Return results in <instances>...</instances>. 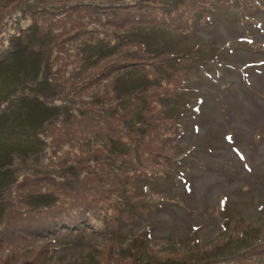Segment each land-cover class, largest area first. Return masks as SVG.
<instances>
[{
    "label": "rangeland",
    "instance_id": "rangeland-1",
    "mask_svg": "<svg viewBox=\"0 0 264 264\" xmlns=\"http://www.w3.org/2000/svg\"><path fill=\"white\" fill-rule=\"evenodd\" d=\"M164 1L167 3L173 0H161V2ZM239 1L185 0L184 3L179 4L180 8L169 9L168 6H158L160 0H149V10L144 5L142 8H137V12L132 13V15L142 14L143 18H139L135 22L132 20L134 23L127 20L122 24L124 26L122 31L126 27L127 32L134 31L135 28L143 27V25L152 28L153 32L146 33L149 37L132 42L130 48L138 47L140 42L143 41V45H147L156 53L169 50H172L173 54L181 53L187 63H193V68L198 69L197 65L194 64L198 63L199 60L202 61L199 64L205 66L202 71L198 69V74L190 72L188 75L189 84L183 85L184 88H188L190 94L199 95L201 98L200 104L196 105L195 95L193 96V104L195 105L191 106L190 109L197 110L195 112L196 117L182 122V124H185V133L182 134L181 139L173 138L171 134L167 133L169 128L165 127L167 125L162 120L151 121V115L155 112L158 113V109L153 110L152 107L161 106L155 101V97L167 94L166 86L154 83L155 85L150 87L155 90V93L151 92L144 95L149 107L153 110L148 116V122L151 123L148 130L152 133V127H155L156 132L160 129L162 133L159 146L160 152L175 154L179 151V148H181V151H185L186 148L194 145L195 147L189 148L192 152L189 154L188 159L201 163L202 168L179 166L178 163L184 160L179 155L177 161L174 162L175 175L178 177L179 170H181L183 179L178 178L172 184H166L162 181L154 183L153 177L144 176L142 173L138 174L142 171L143 173L149 171L150 165L155 168L163 163V158L159 156H154L155 159L158 158L159 160L146 163L144 153L151 156L149 151L154 150L155 155H157L156 149H149L148 146V144H154L152 134L147 135L146 149L143 148L142 130L146 126L143 124H137L136 126L129 123L124 124V118H128L126 114L107 116L104 113H97L91 117H84L85 125L89 126L88 128L93 129L94 126H97L96 134L100 135L95 138L96 140L100 142L101 137H104L107 141L108 135L113 138L118 137L120 141L117 140V142L121 143L122 146L115 143L117 150H126L127 146L134 145V148H130L129 154L124 158L133 159L134 157L136 159L133 163L125 166L123 172L129 174L137 168L132 174L135 177L132 181L135 183H129L130 178L124 179L120 175H115L117 170L113 166L102 164L97 159H92L88 154H83L79 158L76 157L77 160L68 161L67 165H69L72 175L64 176L62 179L57 178L56 183L59 187L49 184L50 182L44 179V175L34 174V172L39 173L35 170V166L41 167L43 173H45L49 170L48 163L53 161L52 157L48 161L47 150L45 152L44 149L38 153L40 141L42 139L49 148H55L54 135L58 137L57 134L61 129L70 131L72 134L76 130L77 124L75 125L76 121H71L72 126L66 123L70 127L58 124L57 120L64 121L63 116L67 115L63 114L50 118L55 121L46 129L43 122L39 125V122L46 118L41 112H52V108L48 106L47 101L43 100L41 94L35 96L27 89L30 86V81L44 78L41 73L32 77L36 71V57L40 56V53L37 52L36 55L31 53L33 56V59H31L30 54L25 55L21 51V55L12 54L6 61L0 62V166L2 164L5 167L12 165L10 167L16 169L10 180H13L14 183L21 182L20 184L27 185L34 181V177L38 176L40 180L35 182L38 184L35 185L36 187L41 186L39 184L43 180L50 192H53L54 195L59 192L61 197H64L59 200L56 206L52 205V208L48 209L49 207H47L43 210L45 213L46 210L48 214L51 213V215L45 214L46 217H51L54 213L66 216L73 208L72 206L76 205L81 194V197L87 198L90 206L83 208L77 204V208L83 210L87 208L86 210H88L82 212L79 216H81L84 223L88 221L95 229H102L103 225L92 217L102 214V219L112 221L113 200H116L115 194L119 192V185L121 186L125 181L127 191L124 195L134 211L129 210L131 214L117 215L118 222L122 225L121 236L125 231H130L129 234L132 235L135 229L149 224V230L146 234L148 240L158 243L167 237H185L194 242L199 251L207 249V247L198 246L204 243L205 240L210 239L217 242L219 240L224 241L228 237H234L237 234V229L226 231L218 227L219 212L230 218L235 213L244 214L249 218L258 215L264 206V48L259 46V43L264 42V11L257 13L254 18L252 16L246 17L247 14L252 12V9L248 1L242 0L245 2L244 8H242ZM260 2L264 5V0H260ZM22 3L24 8L27 9L24 11L29 15L22 29L27 28L28 30L31 26L33 36L34 33L37 36L31 39L32 43L30 40L27 42L28 49L41 50V53L44 50L48 57L54 54L57 55L61 49H64L61 50V53L70 54L64 48V43H60V40L65 39L64 35L69 34L67 30L70 27L68 25L70 21L67 15L64 20L57 19L59 22L57 23L52 22V18L50 20L47 13L52 12L57 7V3L63 5L62 0H23ZM212 4H215V6H212ZM45 6H48L52 11ZM21 8L24 9L23 6ZM91 9H94L92 5H79L71 6L69 11L74 12L73 14L86 16ZM195 9L200 10L198 23L207 21L205 25L199 26L196 34L189 30L179 32L175 23L169 26L171 19L180 22L187 15L195 20L192 15ZM69 11L65 10L64 13L68 14ZM18 12V7L13 3L5 5L3 2L0 4V60L3 59L1 57L4 53L7 54L13 49L15 43L12 36L13 30L16 31L20 25L14 23L12 19L17 17ZM151 13L156 16L152 17ZM208 15H212L210 21L204 19V16L207 17ZM3 20H6V22ZM84 20H88L98 27L102 25V19L93 18V16H86ZM75 22H80V20ZM138 22L143 23V25L138 24ZM108 23L117 26V30H112V36H122L119 33L121 31L119 26L121 25L118 22L111 23L108 21ZM256 23H259V28L256 27ZM153 24L164 27L169 26L171 28L170 32H179L185 35H174L153 30L155 28ZM78 26L82 28L84 23ZM22 29L21 31H23ZM84 32H77L75 34V36L77 35L76 38L82 39L81 34H84ZM105 35H107L106 32ZM151 37L153 38L151 42L147 41ZM240 37H247L249 41L239 40ZM54 41H56L55 45L50 47L51 42ZM61 53L59 62L50 58L45 59L57 71L52 73L51 70L48 75L54 82L55 87L59 86L58 83L62 81L61 78H69V81L66 88H57L53 93L44 96L45 99L51 100L52 97H58L64 98L67 102L74 101L80 105L86 104L89 106L93 104L100 106L101 104H98L100 102L104 103L105 106L110 105L111 108H115L117 102L111 97H104V94H109L112 91L108 84L105 87L107 89L104 91L102 87L96 91L98 101H93L90 95L95 91L91 90L93 86L101 85L102 81L109 80L110 76L116 72L113 73L114 70H111L110 73L112 74H104L98 77L99 79L89 82L88 79L91 75L89 68L93 66V61L87 65L81 64L82 67L90 65L88 70L86 68L84 70L76 63L78 59L75 60L73 57L64 56ZM158 56H163V54ZM166 57L168 62L173 64L171 61L173 57ZM163 61L167 63L165 60ZM182 62L183 60H180L176 63ZM185 65L178 69L180 74L185 72L186 75L189 70L193 69L192 66L187 67ZM65 69H67L66 72ZM82 70L84 71L81 72ZM146 70L149 69L146 68L144 71ZM155 75L151 70L148 72V77L152 79ZM49 77L45 74V78ZM170 78L171 76L166 79L169 80ZM84 82L89 84L83 85ZM194 88H196L195 92L192 91ZM19 92L25 95L20 97ZM48 92L51 91L48 90ZM27 95L31 96L26 97ZM184 96L186 94L182 95V97ZM139 100V98H135L133 105H136ZM128 109L129 106L126 105V111ZM68 110L69 115H74L73 117L84 116L78 110L76 113H73L72 109ZM89 137H91V134H88L86 139ZM179 141H181V146L178 147ZM58 142L62 143L60 139H58ZM232 145L236 147L238 153L235 152ZM78 148L87 149L85 146H79ZM93 149H102V147L97 145ZM35 151L33 159L29 160L27 165L26 159ZM134 151L136 154H134ZM196 151L197 155L191 156ZM5 159H9V161H4ZM100 160L103 161L102 155ZM3 166L0 167L2 179L4 176ZM19 167L21 169H18ZM141 168L142 170H140ZM53 172L61 175L59 171L53 170ZM45 178L52 180L48 176ZM11 188L14 191L7 190L6 195L9 198L16 197V199H11L10 202H2L7 205L6 210L8 213L5 218L3 214L0 220V231L2 232H4L2 229H6L11 225L14 229L17 226H14L15 223L20 219L32 220L28 218L34 214V212L30 213L33 207L30 204L33 190H23L21 187H15V185ZM74 190H77V192ZM73 192L76 197L68 198L67 196ZM220 192L224 193L221 194L222 199H224L223 208L217 205ZM29 197L31 200H28ZM22 201H24L23 206L20 207ZM145 201L150 207L137 210ZM81 203L84 206L88 204L84 201ZM14 211H20L21 213ZM90 212L91 218L89 216ZM134 212L139 215L133 216L132 213ZM44 216L40 217L39 211L36 212L37 218L44 219ZM132 216L133 224L130 229L128 223ZM112 226L111 224L109 230ZM51 235L57 236L55 239L60 241V248L55 250V262L59 260L58 255L60 254L62 255L60 264H96L97 257L99 264H106L105 260L110 262L108 264H118L116 263V257L110 258L114 254L113 252L106 251L107 255H101L103 250H100L97 256V253L89 249L90 243L97 236L90 228L85 230L63 228L58 229L56 233H51ZM132 242L134 243V240ZM20 243L25 244L26 242L21 239ZM0 251L4 252L1 248ZM158 253L164 252L159 251ZM91 254L94 255L95 260H90ZM250 257L256 263L264 264V259L260 258L259 255L252 254ZM87 259L88 262H85ZM44 260L45 257H42V262ZM14 263L36 264L33 256L19 258ZM56 263L59 264V261ZM48 264H50V261Z\"/></svg>",
    "mask_w": 264,
    "mask_h": 264
},
{
    "label": "trees",
    "instance_id": "trees-1",
    "mask_svg": "<svg viewBox=\"0 0 264 264\" xmlns=\"http://www.w3.org/2000/svg\"><path fill=\"white\" fill-rule=\"evenodd\" d=\"M0 0V4H1ZM11 3L16 2L17 0H4ZM149 0H62L63 5H59L57 3V7L52 11L45 6L48 10L52 12H47L50 16V20L52 18V22H57V19L64 20L66 19V15L70 21L68 24L70 27L67 30V33H72L74 37L66 38L60 40V43H64V48H66L67 52L70 54L61 53V49L57 55H51L48 57L44 51L41 50H31L28 49L27 42L33 37H37L34 33L33 29L30 26L23 29V31L14 33V46L11 52L7 53L6 57L2 61H6L12 54L25 53V55L30 54V58L33 59L31 55L40 53V56L36 57V71L32 77H35L38 73H41L44 78L40 80H32L31 90L33 94L40 95L43 97V100L48 102V106L52 108L51 111H43L41 112L46 116V118L39 122H43L45 129L51 125L55 120L50 119L56 116H61L63 114H67L63 116L64 121H58V124H61L64 127L72 126L71 121H76V130L72 132L64 131L61 129L58 132V137L54 135V140L56 147L49 148L45 141H40L39 152L45 149L48 152V161L52 157L53 161L48 163L49 170L43 173V169L41 167L35 166L34 174L44 175L45 177H51V181L44 177L49 184H53L59 187L57 182L58 179H62L64 176L72 175L70 171L69 165H67L68 161L71 162L73 160H77V158L81 157L83 154H88L92 159H97L100 163L113 166L117 171H115V175H120L124 179L130 178L129 183H135L132 181L135 177L132 175L134 171L129 174H124L125 166L133 163L136 158L133 159H125L124 157L129 154V149L134 148L133 146H127L126 150H117L115 148V143L122 146L120 141L117 138H113L111 136H107V141H105L104 137L100 142L95 138L100 134L97 133V126H94L93 129L88 128L89 126L85 125L84 117H91L97 113H104L105 115H119L126 114L128 118H124V124H130L132 126H136L137 124H143L146 126L143 130V148L146 149V139L148 134H152L153 145L148 144L149 149H156V154L154 150H150L151 156L144 153V158L146 159V163L149 161L159 160L158 158H154V156H159L163 158V163L156 166L149 167V171L143 173L140 172L138 174L153 177L154 183L164 182L171 183L178 178L181 180L183 176H181L182 171L179 170L178 177L175 175V165L174 162L177 161L179 155L182 156V161L178 163L179 166H187V167H197L202 168L201 163L197 161H193L188 159L189 154L192 152L189 148L195 147L194 145L186 148L185 151H179L177 153L160 152V142L162 139V133L160 129L156 132L155 127H152V133L149 132L148 126L151 125L148 122L149 114L154 110L158 109V113H153L151 115V121L155 122L157 120H162L168 127L167 133L171 134L173 138L181 139L182 134L185 133V124H182L184 120L195 118V110H191V106L193 104V96L195 94H190L188 88H184V84H188L189 82V73L191 71L204 70L205 66L200 65L199 63L202 61L196 62L194 65H197V68H193V63H187L186 59H184L181 53H172V50L162 53H156L152 49H150L147 45H143L142 42L138 45V47L130 48L132 42L138 41L139 39L149 37L148 32L152 31V28L148 26L137 27L134 31H128L125 27V30L122 31L124 26L122 22L127 17H139L143 18L142 14H133V12H137L136 9L146 7L147 10L150 9ZM185 0H173L172 2H160L158 6L170 8H180L179 4L184 3ZM250 8L252 9L251 13L258 12L264 10V5L260 2V0H246ZM22 2V0H20ZM33 2V1H31ZM84 4H83V3ZM244 8L245 2L239 1ZM29 3V2H28ZM187 3V2H185ZM15 4H19L16 2ZM36 4H39L36 2ZM28 5V4H27ZM40 5V4H39ZM79 5H92L94 9H91L90 12L86 16L93 18L102 19V25L95 26L88 20H84L86 16L73 14L69 11L71 6H79ZM215 6V4H212ZM65 10L69 11L68 14H65ZM199 11L195 9L192 12L195 20H192L191 17L184 16V18L180 22H175L171 19L169 26H172V23L178 27L179 32H184L186 30L191 31L193 34H196L200 25H205L207 21L198 23L199 21ZM60 12V13H59ZM123 12V13H122ZM150 12V11H149ZM152 17H155L153 13H151ZM55 15V16H54ZM29 17L28 13H24L23 20ZM55 17V18H54ZM159 17V16H157ZM212 15L204 16L205 20H211ZM160 18V17H159ZM152 19V18H151ZM164 19V18H162ZM22 20V21H23ZM76 20H80V22H75ZM107 21V22H105ZM118 22L121 26L119 28L121 31L119 33L122 36L115 37L112 36V30H117V26L108 23ZM32 22V20H31ZM84 23V27H80L78 25ZM140 24V23H138ZM142 25V24H141ZM152 26V25H151ZM155 28L153 30H158L160 32H166L168 34L179 35L183 33L179 32H170L171 28L169 26L164 27L160 25L153 24ZM174 26V25H173ZM181 27V28H180ZM40 29V27H39ZM92 30V32H90ZM85 31L84 34H81L82 39H77L75 34L77 32ZM105 32L107 35H105ZM61 33V32H58ZM18 34V35H16ZM185 35V34H183ZM153 38H148L147 41L151 42ZM52 41V39H51ZM26 43L25 45H23ZM32 43V41H31ZM56 41L51 42L50 47L54 46ZM23 46V48H22ZM198 47V45H197ZM141 50V51H139ZM38 52V53H37ZM60 53L64 56L73 57V59H78V66L87 65L93 61V66L91 68H86L89 73H91L88 81L91 82L93 80L99 79L98 77L110 73L111 70L116 72L114 75H111L109 80L102 81L103 83L99 86H93L91 90H95L90 97L93 101H98V95L96 91L103 88V91L108 87L112 89L109 94H104V97H111L113 100L117 102L115 108H111L110 105H106L104 103L98 102L101 104L97 106L79 104L74 101H65L64 98L52 97L51 100H46L44 96H47L49 93H53L57 90V88H66L67 82L69 78H61L62 81L59 82V86L55 87L54 82L48 75L50 72V64L46 58H50L59 62ZM73 53V54H72ZM156 56H154V55ZM163 54V56H158ZM166 56H172L171 60L173 64L168 62V58ZM157 58V59H156ZM167 63H164V61ZM180 60H183L182 63H176ZM1 62V60H0ZM33 62V61H32ZM98 62V63H97ZM103 62V64H101ZM34 64V63H33ZM101 64V65H100ZM186 64V65H185ZM183 65L190 67L193 69L189 70L185 75V72L180 74L178 69L184 67ZM34 66V65H33ZM113 68V69H112ZM149 69L144 71L145 69ZM84 69V70H86ZM40 70V72H38ZM82 70L81 72H83ZM154 72L156 75L152 79L148 77L149 71ZM45 74L49 78H45ZM112 74V73H110ZM89 75V74H88ZM87 75V76H88ZM171 76L169 80L166 78ZM154 83H160V86L165 85V89H167V94L162 96H156L155 101L161 106H154L152 109L149 107L145 94L155 93V90L152 89V85ZM89 83L84 82L83 85ZM83 87V86H82ZM191 89V88H190ZM50 90L51 92H48ZM45 94V95H43ZM183 94L186 96L182 97ZM28 97V96H26ZM25 97V98H26ZM30 97V96H29ZM32 98V97H31ZM139 98V102L136 105H133L134 99ZM197 98V99H196ZM121 99V100H120ZM123 99V100H122ZM132 99V100H131ZM196 105L200 101V96L195 95ZM132 102V103H131ZM59 103V104H56ZM126 105L129 106V109L126 111ZM72 109L73 113H76L77 110L80 114L83 113V117H73L74 115H69V110ZM102 110V111H101ZM49 112V113H48ZM50 115V116H49ZM66 123L70 124L67 126ZM140 127L138 128V130ZM45 132V131H44ZM91 134V137L86 139L87 135ZM100 137V136H99ZM61 140L62 143L58 142V139ZM93 138V139H92ZM173 140V139H171ZM181 141L178 142V147ZM101 146L102 149H93L94 146ZM79 146H85L87 149H80ZM187 151V152H186ZM36 152V151H35ZM35 152L31 153L29 157L26 159L27 165L29 160L33 159V155ZM134 154L136 152L134 151ZM103 156V161L100 160V156ZM197 151L193 152L191 156H196ZM114 156V157H112ZM77 157V158H76ZM4 161H9V159H5ZM158 162V161H157ZM3 166V164L1 165ZM0 166V167H1ZM12 166V165H10ZM10 166L4 167L3 169V179L1 178L0 171V220L2 219V215L4 214V218L8 216L7 213V205L2 203L5 201H11V199L15 200L16 197L9 198L6 193L7 190H12L14 185L15 187H21L23 190H33L32 193V201L31 205H33L30 213L34 214L28 218L32 220H26L25 218L18 220L12 228V225L4 230V232L0 231V248L4 250L0 251V264H15L19 258L33 256V259L36 264H57L56 262L59 260L51 261V255L53 253V244L52 242L56 241V237L51 235V231L57 228L62 222H66L71 218H81L79 214H81L90 206V202L85 197H81L77 199L76 205H81L83 209H79L76 205L72 206L71 212L66 216H61L59 213H54L51 217L44 216L45 214L51 215V213L43 212V210L47 207L48 209L56 206L59 203V200H62L61 195H54L53 192H50L47 188V184L45 181H41L39 187H36L35 183L40 178L34 177V181L30 184H20L14 183L11 177L14 176L16 169L11 168ZM18 169H21L19 167ZM53 170L59 171L61 175H57ZM142 170V168L140 169ZM151 170V171H150ZM43 173V174H42ZM25 185V186H23ZM38 185V184H37ZM85 185V184H83ZM142 186V185H141ZM119 192L115 194L116 200H113L114 210L117 214H131L129 211L124 210V208L128 205L125 202V206H123V202L126 197L124 195L125 191V181L120 186ZM140 187V186H139ZM144 187V186H143ZM136 188V187H135ZM138 188V187H137ZM61 191V190H60ZM77 192V190H74ZM68 197V196H67ZM76 194L73 192L69 198H75ZM28 200H31L29 197ZM20 201V198H19ZM88 202L86 206H84L81 202ZM23 202H20V207L23 206ZM112 206V208H113ZM111 208V209H112ZM130 208L132 209L131 205ZM133 210V209H132ZM39 211L40 217L37 218L36 212ZM81 211V212H74ZM134 211V210H133ZM21 213L20 211H14ZM114 211H111L112 221H107L109 223H113L115 226L119 227L113 230L111 233L105 235L103 240L93 244L90 248L95 253H98L100 250H103L101 255H107L106 251H111L114 254L111 255L110 258L116 257V263L118 264H263L256 263L250 255H259L260 258L264 259V206L259 213L260 218L255 216L253 218V222L255 224H249V218L245 217L242 214L235 215L232 218L224 217L219 222L218 227H222L224 230H232L237 229V234L234 237H228L226 240H219L214 242L212 246L205 250H200L196 246V244L192 241L187 240L185 237H175V238H165L161 242H152V240H148L146 238L147 231L149 230V224H146L144 227H140L135 229L134 234L130 235V237L121 238L122 233L120 232L121 224L118 222V217ZM28 213V214H30ZM91 215V212L90 214ZM132 215H138L137 213H132ZM132 219L129 220V224L133 223ZM57 217V218H56ZM97 219H102V214L95 216ZM104 220V219H102ZM98 221V220H97ZM106 221V220H105ZM101 225L102 223L98 221ZM13 226V227H14ZM132 225L130 226L131 229ZM254 230L253 234L250 232ZM48 236V237H47ZM23 239L26 243H20V240ZM134 240V243L132 242ZM7 241V242H6ZM164 253H158V252ZM166 251V252H165ZM42 257H45V260L42 262ZM90 260H95L93 254L90 255ZM88 262V259L85 260ZM105 263L108 264L105 260ZM96 264H99V259L97 257Z\"/></svg>",
    "mask_w": 264,
    "mask_h": 264
}]
</instances>
